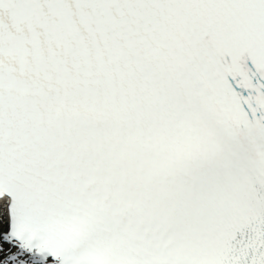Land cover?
Returning a JSON list of instances; mask_svg holds the SVG:
<instances>
[{
  "label": "snow or ice",
  "instance_id": "1",
  "mask_svg": "<svg viewBox=\"0 0 264 264\" xmlns=\"http://www.w3.org/2000/svg\"><path fill=\"white\" fill-rule=\"evenodd\" d=\"M0 264H264V0H0Z\"/></svg>",
  "mask_w": 264,
  "mask_h": 264
}]
</instances>
